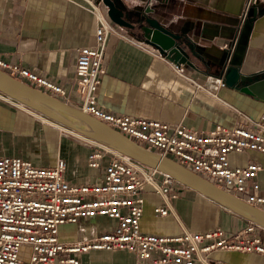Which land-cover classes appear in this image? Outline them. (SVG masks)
Instances as JSON below:
<instances>
[{
	"label": "crops",
	"instance_id": "obj_1",
	"mask_svg": "<svg viewBox=\"0 0 264 264\" xmlns=\"http://www.w3.org/2000/svg\"><path fill=\"white\" fill-rule=\"evenodd\" d=\"M126 10L154 8V17L192 44L197 70L182 65L179 75L173 63L123 28L111 33L105 45V74L97 89L100 109L181 125L207 133L216 126L234 128L244 118L256 121L264 101L227 86L221 67L237 68L241 76L264 71V2L242 20L244 0H119ZM104 9V7H103ZM95 18L86 0H0V58L19 64L60 85L65 95L57 97L79 108L75 91V60L80 48L95 44ZM142 42L143 44L139 43ZM0 94V157H17L37 167L66 164L64 176L71 184L101 182L108 157L98 168L88 166L92 146L62 132L39 114L18 106ZM43 119V120H42ZM46 121V122H45ZM232 167L255 162L262 166L255 181L264 196V155L258 152L230 153ZM160 179V178H159ZM170 200L172 213L155 215L162 197L147 187L143 192L140 229L145 234L176 237L184 231L206 233L216 228L227 236L244 230L250 222L200 194L176 187ZM116 220L104 216L81 218L59 227L62 243L82 242L110 231ZM264 245V229H257ZM28 248L21 255L26 257ZM80 264H137L126 251L93 250L78 254ZM214 264H264L256 253L218 251Z\"/></svg>",
	"mask_w": 264,
	"mask_h": 264
},
{
	"label": "built area",
	"instance_id": "obj_2",
	"mask_svg": "<svg viewBox=\"0 0 264 264\" xmlns=\"http://www.w3.org/2000/svg\"><path fill=\"white\" fill-rule=\"evenodd\" d=\"M86 2L95 18V44L80 48L75 60L74 85L80 98L79 109L245 203L264 210V196L258 194L259 185L255 181L262 166L252 162L245 167H232L229 162L230 153L264 155V109L256 121L244 118L234 128L216 126L207 133L100 109L97 89L105 74L106 40L120 27L109 20L101 0ZM263 2L244 0L241 19L246 20L250 11ZM172 66L179 75L201 88L184 74L182 65ZM0 70L54 97L65 95L60 85L19 64L0 58ZM60 130L92 146L87 158L89 167L98 168L101 160L108 157L103 178L97 184L75 185L64 176L63 160L53 167H37L17 157H0V264H80L78 254L93 250L126 251L135 255L137 264H214L210 256L218 251L256 253L264 258V245L257 235L261 227L253 223L231 236L220 228L206 233L184 231L176 237L143 233L140 221L145 189L150 187L162 197L163 206L153 212L164 217L172 213L170 200L176 197L179 184L106 146L62 127ZM98 216L116 220V225L86 241L59 240L61 225ZM23 247L29 250L26 257L21 255Z\"/></svg>",
	"mask_w": 264,
	"mask_h": 264
},
{
	"label": "water",
	"instance_id": "obj_3",
	"mask_svg": "<svg viewBox=\"0 0 264 264\" xmlns=\"http://www.w3.org/2000/svg\"><path fill=\"white\" fill-rule=\"evenodd\" d=\"M109 20L116 26L136 32L144 44L154 48L160 55L176 65H185L197 70V59L192 44L170 27L160 23L154 8L142 11L126 10L119 0H101ZM256 10V8H253ZM252 9V10H253ZM220 75L227 86L258 97L264 101V71L241 76L237 68L221 67ZM0 94L26 110L39 114L78 136L106 146L166 175L179 185L211 200L228 211L264 229V210L253 207L238 197L218 188L207 179L181 166L174 160L159 155L130 140L104 123L85 114L57 97L18 81L0 70Z\"/></svg>",
	"mask_w": 264,
	"mask_h": 264
},
{
	"label": "flooded vegetation",
	"instance_id": "obj_4",
	"mask_svg": "<svg viewBox=\"0 0 264 264\" xmlns=\"http://www.w3.org/2000/svg\"><path fill=\"white\" fill-rule=\"evenodd\" d=\"M135 34H137L136 32H134V37L135 38H137V39H140L137 35H135ZM141 40V39H140Z\"/></svg>",
	"mask_w": 264,
	"mask_h": 264
},
{
	"label": "bare ground",
	"instance_id": "obj_5",
	"mask_svg": "<svg viewBox=\"0 0 264 264\" xmlns=\"http://www.w3.org/2000/svg\"><path fill=\"white\" fill-rule=\"evenodd\" d=\"M25 109V108H24ZM43 120V119H42ZM46 122V121H45ZM57 127V126H56ZM60 129V127H58Z\"/></svg>",
	"mask_w": 264,
	"mask_h": 264
}]
</instances>
